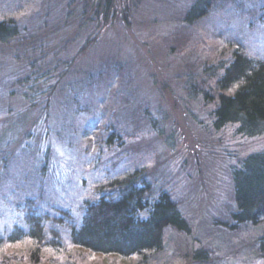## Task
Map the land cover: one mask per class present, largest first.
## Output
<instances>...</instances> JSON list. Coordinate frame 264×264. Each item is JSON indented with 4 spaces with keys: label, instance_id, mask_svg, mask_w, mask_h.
<instances>
[{
    "label": "rangeland",
    "instance_id": "374dc122",
    "mask_svg": "<svg viewBox=\"0 0 264 264\" xmlns=\"http://www.w3.org/2000/svg\"><path fill=\"white\" fill-rule=\"evenodd\" d=\"M197 6L205 15L187 21ZM0 22V154L16 158L0 164V264H264L262 225L228 217L232 174L264 131L212 125L232 52L264 62V0H0ZM132 174L169 194L189 233L105 255L63 225L31 237L15 208L42 192L76 226L85 202Z\"/></svg>",
    "mask_w": 264,
    "mask_h": 264
},
{
    "label": "trees",
    "instance_id": "16d2710c",
    "mask_svg": "<svg viewBox=\"0 0 264 264\" xmlns=\"http://www.w3.org/2000/svg\"><path fill=\"white\" fill-rule=\"evenodd\" d=\"M204 15L205 8L197 6L186 17L191 22ZM7 24L0 22V27ZM234 86L236 88L229 93ZM216 90L217 105L212 113L214 129L237 124V132L248 137L264 131V62L234 50L216 81ZM14 159L12 155L6 157L1 153L2 169H7ZM232 183L234 208L228 214L230 228L262 225L264 241V150L244 159L242 166L233 172ZM108 187V192L83 204L76 226L72 225L64 208L44 201L42 192L19 199L15 208H21L20 214L31 237L40 238L43 225L48 222L63 225L69 230L73 244L105 255L130 257L158 249L166 229L189 233L188 221L169 194L163 191L153 194L150 187L136 183L135 174L113 181ZM1 196L0 202H3ZM18 237L14 231L12 239Z\"/></svg>",
    "mask_w": 264,
    "mask_h": 264
}]
</instances>
